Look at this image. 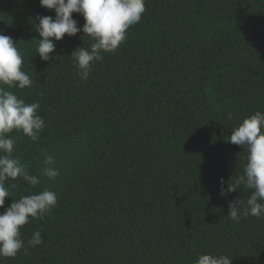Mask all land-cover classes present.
Instances as JSON below:
<instances>
[{"label": "trees", "instance_id": "1", "mask_svg": "<svg viewBox=\"0 0 264 264\" xmlns=\"http://www.w3.org/2000/svg\"><path fill=\"white\" fill-rule=\"evenodd\" d=\"M41 16L55 12L39 0H0V34L17 43L33 80L9 90L38 102L45 121L37 142L10 134L41 184L10 181L5 208L44 188L57 204L21 229L25 243L35 231L43 243L0 264H195L205 253L264 264V218L227 216L228 202L250 191L219 194L247 155L226 137L264 112V0H145L141 20L87 80L70 56L92 38L65 35L43 61ZM45 155L55 158V181L41 173Z\"/></svg>", "mask_w": 264, "mask_h": 264}, {"label": "clouds", "instance_id": "2", "mask_svg": "<svg viewBox=\"0 0 264 264\" xmlns=\"http://www.w3.org/2000/svg\"><path fill=\"white\" fill-rule=\"evenodd\" d=\"M40 6L54 10L55 17L41 16L34 24L40 39L36 54L43 61H49L55 52L56 43L65 35L74 37L82 32L94 41L90 48L78 47L72 54L74 67L80 79L87 80L95 62L104 59V53H113L126 39L127 30L137 24L145 12V0H39ZM77 13L84 18L82 27L73 18ZM10 36L0 34V258H14L23 251L28 253L43 243L41 232H33L25 243L21 229L30 219H43L57 204V194L49 188L21 196L5 208V198L11 197L10 188L17 187L9 183L22 179L30 186L41 184V177L29 174L28 165L14 156L15 139L13 131L21 132L33 142H37L45 128V121L38 114L41 105L38 102L26 103L9 89L30 88L33 80L22 71L23 58ZM232 113H228L231 119ZM226 142L243 146L247 155L243 171L224 187L220 180V196L227 197L243 186L250 191L246 201L233 199L228 202V218L239 222L241 217L264 218V112L256 111L245 117L231 131ZM43 177L55 181L60 171L55 158L45 155ZM227 255L205 253L199 255L195 264H231Z\"/></svg>", "mask_w": 264, "mask_h": 264}]
</instances>
